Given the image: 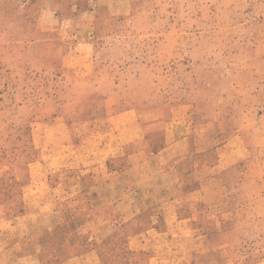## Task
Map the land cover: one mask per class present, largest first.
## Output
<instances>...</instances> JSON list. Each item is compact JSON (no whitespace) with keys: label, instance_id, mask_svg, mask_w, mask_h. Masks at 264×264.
Listing matches in <instances>:
<instances>
[{"label":"rangeland","instance_id":"1","mask_svg":"<svg viewBox=\"0 0 264 264\" xmlns=\"http://www.w3.org/2000/svg\"><path fill=\"white\" fill-rule=\"evenodd\" d=\"M0 264H264V0H0Z\"/></svg>","mask_w":264,"mask_h":264}]
</instances>
